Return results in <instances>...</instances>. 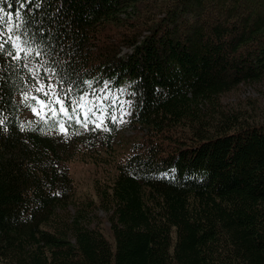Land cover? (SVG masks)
I'll use <instances>...</instances> for the list:
<instances>
[{"label":"trees","instance_id":"trees-1","mask_svg":"<svg viewBox=\"0 0 264 264\" xmlns=\"http://www.w3.org/2000/svg\"><path fill=\"white\" fill-rule=\"evenodd\" d=\"M145 1L0 0L24 49L0 54V264H264V119L222 101L264 80V0ZM105 81L132 94L120 156L109 119L47 113ZM99 154L112 172L79 201L68 164Z\"/></svg>","mask_w":264,"mask_h":264},{"label":"rangeland","instance_id":"rangeland-1","mask_svg":"<svg viewBox=\"0 0 264 264\" xmlns=\"http://www.w3.org/2000/svg\"><path fill=\"white\" fill-rule=\"evenodd\" d=\"M152 2H154V4ZM144 3L146 4L144 7L150 6L148 3L153 4V7L149 8L148 10H150V14L155 16V13L161 6L167 3V0H149L148 2L145 1ZM141 23V21H138L137 27L140 26ZM124 91L126 92V90ZM122 93L123 89L119 92V94ZM222 101L225 105L237 109H248V107L252 106L251 104H255L256 107L255 109L252 108V110L254 109L256 112L257 119H264V80L258 84L242 85L236 92L224 96ZM124 104H127V102H124L122 98L106 92L105 95H98L90 99L89 108L83 110L81 117L84 118L82 121L84 123L86 122L85 117L89 114H92L93 108H95L96 112H98L97 110H110V119L112 122H114V126H116L115 132H118V137L114 146L115 153L113 155L119 154V156L122 151L128 148L129 141L133 139L134 134H138L135 130L126 128V121L129 117V111L127 108H124L126 107ZM106 110L103 112V115H105ZM36 114L37 118H39V114H42V112L37 111ZM26 116L28 119L36 120L33 114H28ZM94 117V125L91 123L86 124L84 127L85 130H88L91 126H96L95 122H98L99 118H101V115L94 114ZM96 156L98 157L97 161H99L97 165H94L90 160L81 161L79 159L80 156L75 157L76 161L68 165L70 177L72 178L74 186V197L79 199V201H84L88 197L94 198L93 185L96 180L102 179L112 172L109 166L111 160L109 159H112L113 157L110 156L108 157L109 159H107L105 154H99ZM101 160L104 161L103 164L100 163ZM97 216L102 220L101 229L103 230L105 237L111 242V236L107 230L108 225L105 222L104 213L99 211Z\"/></svg>","mask_w":264,"mask_h":264},{"label":"snow or ice","instance_id":"snow-or-ice-1","mask_svg":"<svg viewBox=\"0 0 264 264\" xmlns=\"http://www.w3.org/2000/svg\"><path fill=\"white\" fill-rule=\"evenodd\" d=\"M3 18L0 17V22H2ZM8 31H12L11 28L8 29ZM3 36H4V32L3 30H0V40H2L3 42H0V54H6L7 56L11 57L12 59L14 60H21L23 59V57L21 56V53L24 51V49L18 44L16 43V41H19L21 39L20 36H15V40L12 39V37H9L7 40H3ZM11 43L12 44V49L13 50H6V47L5 45L6 44H9ZM25 67H27V65H25ZM51 87V86H49ZM36 91L37 92H44V86L43 85H40L36 88ZM71 91V89H69V92ZM45 95H49V92H44ZM51 95L54 97L53 100H50L49 103H48V107L50 108L51 112H52V115H53V118L56 116V109L55 108H52L51 107V104L52 103H56V104H60L61 107L59 109L60 113H63L65 116L68 115V110L63 106V101L59 98L58 95H56L55 92H52ZM25 101L28 100V97L27 95L25 94ZM33 99H35V97H33ZM41 103V106L42 108L44 107V102H40ZM32 111L34 113L37 112V109L35 107L32 108ZM73 111H75V109H73ZM41 119H44L43 116H41ZM85 120L87 121V117H85ZM99 126V125H97ZM60 128L61 130L64 129V125L61 123L60 124Z\"/></svg>","mask_w":264,"mask_h":264}]
</instances>
